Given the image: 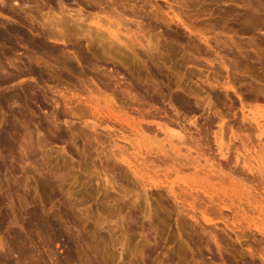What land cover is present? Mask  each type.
Returning <instances> with one entry per match:
<instances>
[{
	"label": "rangeland",
	"instance_id": "1",
	"mask_svg": "<svg viewBox=\"0 0 264 264\" xmlns=\"http://www.w3.org/2000/svg\"><path fill=\"white\" fill-rule=\"evenodd\" d=\"M12 1L0 264H264V0Z\"/></svg>",
	"mask_w": 264,
	"mask_h": 264
},
{
	"label": "bare ground",
	"instance_id": "2",
	"mask_svg": "<svg viewBox=\"0 0 264 264\" xmlns=\"http://www.w3.org/2000/svg\"><path fill=\"white\" fill-rule=\"evenodd\" d=\"M12 1V0H11ZM14 1V3H15V5H17L18 6V8H10V10L8 11L9 13H11V14H13L14 16L13 17H16V19H19L20 21H21V16H20V13H21V11H23L24 12V9H23V7H24V5H25V2L24 1H26V0H13ZM12 1V2H13ZM8 2V1H7ZM93 2H95L94 0H93ZM100 2V1H99ZM102 2V1H101ZM3 3V2H2ZM91 3V2H90ZM97 4V3H96ZM99 5H101V4H99ZM17 9V10H16ZM256 9V8H255ZM262 9V8H261ZM7 10V9H6ZM18 11H20V13L18 12ZM258 11V10H257ZM1 12V11H0ZM28 13V12H27ZM27 13H25V14H27ZM31 13V12H30ZM79 13V12H78ZM5 14V13H4ZM82 14V13H81ZM0 15H1V13H0ZM11 16V15H10ZM27 17H30L31 15L30 14H28V15H26ZM61 16V15H60ZM65 16V15H64ZM75 16V15H74ZM74 16L73 17H71L72 19L74 18ZM78 16H81L80 14H78ZM33 17V16H32ZM32 17H30L31 19H33ZM50 17V16H49ZM49 17L46 19L45 17H42L43 19L45 18L46 19V21L45 22H47L46 24L47 25H49V26H47V28H48V33H49V37L51 38V39H53L55 42H58V43H61V44H67V37H66V35L67 34H65L66 32L65 31H67L66 29L64 30L63 28H66V26L69 24V22L68 21H70V20H68L67 21V18L65 19V18H56V19H54L55 18V16H54V18H51V19H53V20H50L49 19ZM44 19V20H45ZM65 19V20H64ZM34 20V19H33ZM32 20V21H33ZM38 20V19H37ZM85 20H87V19H85ZM82 21V19H80V17H79V19H78V25H76V21H75V24H74V22H73V24L74 25H76V26H74V27H76V28H73V29H75V32L76 33H78V49H77V51H78V59H82V57H84L85 55H83V54H85V53H83L82 52V50H83V48H81L82 47V40L83 39H85L83 42H88V50L90 49L89 47H90V45H92L93 43L95 44V40H94V36H93V34H92V32H90L89 30H87L89 27H85V25H83L82 23H84V21H82V23H80ZM85 23H86V21H85ZM84 23V24H85ZM41 24V23H40ZM44 24V23H43ZM103 24H105V21H104V23ZM114 24H115V22H114ZM113 24V25H114ZM5 25V24H4ZM70 25V24H69ZM46 26V25H45ZM95 26H96V28H97V31H99V32H102L101 30H103L104 28H103V26L102 25H100V23H96L95 24ZM68 27V26H67ZM71 27H73V26H71ZM15 30H18V29H15ZM14 31V30H13ZM96 31V32H97ZM106 31V30H105ZM22 32V31H21ZM65 32V33H64ZM116 32V31H115ZM110 33H111V31H110ZM109 33V34H110ZM113 33V32H112ZM21 34V33H20ZM95 34V33H94ZM98 35H95V36H97V38L98 37H100L99 35H100V33H97ZM108 34V36H110L111 37V39H113V40H116V41H118V42H120V43H122L123 41L125 42L126 40L125 39H127V38H125L123 41H122V39H121V37H119V35H117L118 34V31L116 32V34H110L109 35ZM8 35V34H7ZM7 35H5V34H0V40H5V41H7L8 39H7ZM101 35H103V33L101 34ZM24 36V35H23ZM92 36H93V38H92ZM106 36H107V34H106ZM90 37V38H89ZM105 37V35L104 36H101L100 37V43L103 41V39H105L104 38ZM108 37H106V39H107ZM124 38V37H123ZM138 38V37H137ZM99 39V38H98ZM98 39H96V40H98ZM105 39V40H106ZM133 39V38H132ZM131 39V40H132ZM136 39V38H135ZM134 39V40H135ZM151 39V38H150ZM108 41H109V38L107 39ZM137 40H139V39H137ZM148 40V39H147ZM152 40V39H151ZM111 41V40H110ZM109 41V42H110ZM142 41V40H141ZM141 41H138V42H136V40H135V42L136 43H139L140 42V44L141 43H143V41L141 42ZM150 41V40H149ZM97 42V41H96ZM10 43V42H9ZM13 43V42H12ZM113 43H115V41L113 42ZM126 43V42H125ZM98 44V43H97ZM102 44H103V42H102ZM109 44V43H108ZM117 44V43H116ZM128 44V43H127ZM4 45V44H3ZM113 45V44H112ZM118 45H119V43L117 44V47H118ZM134 45V44H133ZM139 45V44H138ZM147 45H148V43H147ZM146 45V46H147ZM13 46V45H12ZM75 46H77L76 44H75ZM94 46H96V45H94ZM94 46H92L93 48H91L92 50L93 49H95L94 48ZM101 45H99V47H100ZM110 46H111V44H110ZM114 46V45H113ZM116 46V45H115ZM115 46H114V48H115ZM127 46H129V45H127ZM141 47H142V44L140 45ZM139 46V47H140ZM156 46V45H155ZM102 47V46H101ZM121 47V46H120ZM148 47H149V45H148ZM153 47V46H152ZM103 48V47H102ZM119 48V47H118ZM125 48V47H124ZM142 48H147V47H144V44H143V47ZM155 48V47H154ZM105 49V48H104ZM103 49V50H104ZM135 49V48H134ZM89 51H91V50H89ZM95 51V50H94ZM115 51V50H114ZM111 52V51H110ZM6 54H8L7 52H5ZM5 53H4V55H5ZM102 53V52H101ZM105 53H107V52H105ZM2 54H3V52H2ZM97 55V54H96ZM102 55H104V53L102 54ZM89 55H87V57H88ZM94 56V55H93ZM111 56V55H110ZM86 57V58H87ZM101 57V56H100ZM4 59V58H3ZM88 59V58H87ZM90 59V58H89ZM104 59V58H103ZM1 60V59H0ZM115 60V59H114ZM108 61V60H107ZM69 62V61H68ZM102 62V61H101ZM1 64V63H0ZM3 69V68H2ZM35 73V72H34ZM5 81V80H4ZM92 85V84H91ZM90 87V86H89ZM93 88V87H92ZM91 89V88H90ZM94 90V89H93ZM89 91V90H88ZM91 93V92H90ZM91 95V94H90ZM93 96V95H92ZM95 96V95H94ZM82 99V98H81ZM81 103H82V101H81ZM84 103V102H83ZM112 105H113V103H112ZM111 107V106H110ZM110 107H108L109 109H110ZM78 108H80V106L78 107ZM92 108V107H91ZM95 109L97 110V111H99L100 112V109L98 108V106H95ZM83 110V109H82ZM81 110V111H82ZM92 110V109H91ZM114 110V109H113ZM90 111V110H89ZM88 111V112H89ZM109 111V110H108ZM116 112V111H115ZM91 113V112H90ZM116 119V118H115ZM118 122V121H117ZM258 121H256V123H257ZM262 126L261 124H259L258 123V126ZM136 127V126H135ZM184 127V126H183ZM137 129H139L140 130V128L142 129L143 127H141V124H138L137 125V127H136ZM186 129V128H185ZM145 130V129H144ZM149 130V129H148ZM141 131V130H140ZM165 139H167V138H165ZM152 140V139H151ZM161 141V140H160ZM164 141V140H163ZM3 142V141H2ZM162 142V141H161ZM155 143H157V142H155ZM170 143V142H169ZM185 143V142H184ZM186 144H190V142L189 143H186ZM219 145V144H218ZM31 147V146H30ZM218 147H220V146H218ZM223 149V148H222ZM164 150V149H163ZM28 151V150H27ZM157 153H159V152H157ZM166 153V152H165ZM221 153H223V152H221ZM154 155V154H153ZM169 155V154H168ZM174 157V156H173ZM170 158V157H169ZM173 159V158H172ZM180 159V158H179ZM184 159V158H183ZM175 160V159H174ZM185 160V159H184ZM189 161V160H188ZM196 165V164H195ZM174 166V165H173ZM201 166V165H200ZM155 167V166H154ZM207 167V166H206ZM197 172H199V171H197ZM206 184V183H205ZM198 208V207H197ZM5 219V218H4ZM2 221L0 220V232L2 231V229H3V226H2ZM258 229V228H257ZM38 230V229H37ZM156 230H158V229H156ZM40 233H42V234H46V229H44V228H40L39 230H38ZM24 233H25V231H23ZM48 232V231H47ZM260 232V231H259ZM15 233V232H14ZM16 233H18V232H16ZM38 233V232H37ZM40 233H38V234H40ZM236 233V232H235ZM242 233V232H241ZM49 234V233H48ZM19 235V234H18ZM36 235V234H35ZM58 235V234H57ZM246 235H247V233H246ZM17 236V235H16ZM16 236H14V237H16ZM45 236V235H44ZM44 236H43V238H44ZM19 237V236H18ZM17 237V238H18ZM21 237V236H20ZM19 237V238H20ZM46 237V236H45ZM51 237V236H50ZM49 237V238H50ZM17 238H14V239H17ZM25 237L23 236V239H24ZM21 239V238H20ZM47 239V238H46ZM17 240H19V239H17ZM21 241V240H20ZM24 241H26L27 242V240H24ZM45 241V240H44ZM46 241H48V239L46 240ZM50 241V240H49ZM22 242V241H21ZM46 243H48V242H46ZM7 244V243H6ZM6 244H4V242H2V241H0V249H2V251L4 252V250H5V254H6V256H7V252H6V248H8V247H6ZM17 244H19V241H18V243ZM16 244V245H17ZM27 244V243H26ZM44 244V243H43ZM9 245V244H8ZM10 246L9 248H10V251H11V253H12V251H14V249H16V247L18 248V246ZM25 246V245H24ZM27 248V247H26ZM19 249V248H18ZM22 249H24V248H22ZM19 250V251H22V254H25V252L26 251H24L23 252V250ZM25 250V249H24ZM1 251V252H2ZM16 251V250H15ZM14 251V252H15ZM19 251H18V253H19ZM2 252V253H3ZM13 252V253H14ZM16 253H17V251H16ZM21 253V252H20ZM27 253H29V252H27ZM4 254V253H3ZM1 255V254H0ZM12 255V254H11ZM14 255H16L15 253H14ZM10 256V255H9ZM18 256V255H17ZM16 256V257H17ZM20 256V255H19ZM19 256H18V258H19ZM26 256V255H25ZM143 256V255H142ZM4 258H5V256H3ZM1 259V258H0ZM9 259V258H8ZM11 259V258H10ZM5 261H6V259H4ZM18 261V260H17ZM10 262H11V260H10ZM4 263V262H3ZM18 263V262H17ZM23 263H24V261H23ZM13 264H14V262H13ZM19 264H20V261H19ZM28 264V263H27Z\"/></svg>",
	"mask_w": 264,
	"mask_h": 264
}]
</instances>
